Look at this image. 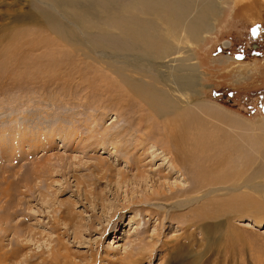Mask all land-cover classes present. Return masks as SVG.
Listing matches in <instances>:
<instances>
[{"label":"rangeland","instance_id":"obj_1","mask_svg":"<svg viewBox=\"0 0 264 264\" xmlns=\"http://www.w3.org/2000/svg\"><path fill=\"white\" fill-rule=\"evenodd\" d=\"M18 1L26 8V0ZM216 1L194 40L171 43L188 51L200 72L192 102L247 121L256 133L264 124V0ZM11 2L0 0V14L10 12ZM149 16L145 20L155 18ZM4 25L0 20V53L8 55ZM24 35L15 45L19 53ZM78 35L82 45L73 51L54 41L49 51L37 46L42 55L23 57L54 61L55 74L35 76L36 64L17 54L0 59V264H264V194L252 193L259 205L239 216L221 213L244 198L239 193L204 197L165 215L147 204L166 203L165 195L184 197L179 193L199 181L202 163L215 157L194 145L196 126L215 124L228 133L227 125L189 110L183 122L194 130L181 147L186 151L191 141V160L173 159L177 146L165 137L169 123L109 76L95 60L101 53L90 59L85 36ZM79 48L83 59L73 57ZM140 69L136 81L147 82V68ZM239 136L234 143L244 142ZM205 203L217 218L201 215Z\"/></svg>","mask_w":264,"mask_h":264},{"label":"bare ground","instance_id":"obj_2","mask_svg":"<svg viewBox=\"0 0 264 264\" xmlns=\"http://www.w3.org/2000/svg\"><path fill=\"white\" fill-rule=\"evenodd\" d=\"M11 1L10 12L0 14V20L8 24L4 25L2 29L4 38L9 42L7 46L8 55L13 57L17 54L16 56L21 61L27 63L29 61L30 64L33 62V64H36L31 68L34 75L45 76V74L53 73L55 70L56 64L53 59L51 60L54 65L47 63L46 66L36 59L31 62V60L23 57L40 51V55H42L43 48L49 51L54 47L53 45H56L54 41L66 43L73 51L74 48L82 45L78 33L85 36L84 40L87 41L86 51L90 53V59H92L94 52L101 53L99 59L95 58L97 63L102 62L105 65V68L104 66L100 67L104 68L109 76L115 75L113 77L117 82L120 81L128 92L139 98L144 105H147L155 117H161L166 123H169L171 130H168L169 133L165 137L169 143L177 146V153L172 151L170 154L173 159L179 161L180 155H185L189 159L191 157L188 155L189 152L187 153L192 146V144H189L191 141L184 146L186 151L181 147V142H185L190 131L194 130L193 128L189 130L183 122V118L186 117L189 110L192 113L210 114L216 120L227 125L228 133L215 124L207 129L204 127L206 126L204 122V126L200 130L198 128L201 124L196 126L193 135L194 145L199 146L201 152L205 147L204 151H208L210 155L215 157L211 162L207 159L202 163L203 170L197 174L199 181H196V184L190 189L179 193L185 195L184 197L175 199V195H165L166 203H153L151 200V203L147 204H153L157 209L162 210L165 215L171 210L182 209L199 202L204 197L210 198L223 194L239 193L238 197L244 198L225 206L226 208H223L224 212H221L222 214L239 216L244 214L243 212L247 209H253L259 205V201L252 193L264 194V124L257 129L258 132L254 133L256 129L254 130L249 126L250 124H246L247 121L233 118L229 114H225L224 118L218 110L212 113L211 107L192 102L194 100L191 97L197 94L195 87L200 84V72L194 62H190L192 58L189 53L187 55L188 51H185L182 47L177 48L174 43H171L172 38L179 41L194 40L197 36L196 33L205 27L202 24L209 18L208 15L212 13L216 0H102L103 2L97 6V0H26V8L19 6L20 2L18 0ZM29 3L32 6L30 8ZM147 16H154L155 18L145 20ZM204 16L206 17L204 18ZM205 22L207 23V20ZM12 24L18 25L20 28L15 32L14 28L9 26ZM24 33L26 35H24L25 39L23 38L24 41L19 53L16 51L15 45L20 35ZM40 45L43 46V48H40L41 50L37 48ZM80 48L77 50L76 56L74 54L73 57H79L77 54L83 51ZM66 50L68 51V48ZM66 50L64 51L67 52ZM172 54L175 55L172 56ZM183 54H186V56L175 59V57H181ZM8 55L1 52L0 59L3 58L1 62L9 60L10 56ZM48 55L52 56L54 54ZM67 55L69 54L67 53ZM80 56L82 58V55ZM79 60L80 58L73 59L74 65H77ZM61 62L59 61L61 65L67 63ZM173 62L177 64H173ZM82 64L86 65L85 62ZM82 64L79 66H82ZM16 65L17 63L14 66ZM142 65L147 68L145 71H147L149 75L147 78L150 81H136L135 71L137 73L141 71L140 67ZM70 66L72 65L70 64ZM70 70L73 72L75 68ZM127 71L129 72L127 73ZM56 74L58 73L56 72ZM109 76L107 75V78ZM102 80L104 81V79ZM105 80L109 79L105 78ZM157 85H160L161 88ZM184 99L187 103H193L194 106L185 105ZM194 108L195 110H193ZM185 119L190 123L195 121L192 116ZM236 136H239L238 139L244 142L234 143L233 137ZM228 145H231L230 148L232 149L230 154ZM254 152L259 153L258 158L254 157ZM219 154L220 156H218ZM229 155L230 157L227 158ZM256 159L259 161L257 162ZM255 165L256 167L253 169L252 166ZM206 172L209 174H205ZM209 203L203 205H208L205 211L200 207L201 215L204 218H217L218 212Z\"/></svg>","mask_w":264,"mask_h":264}]
</instances>
